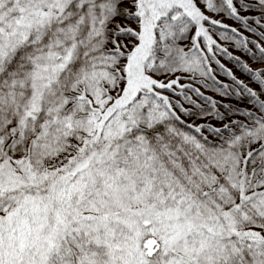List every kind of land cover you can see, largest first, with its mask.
Returning <instances> with one entry per match:
<instances>
[{
  "label": "snow or ice",
  "instance_id": "1",
  "mask_svg": "<svg viewBox=\"0 0 264 264\" xmlns=\"http://www.w3.org/2000/svg\"><path fill=\"white\" fill-rule=\"evenodd\" d=\"M0 264H264V0H0Z\"/></svg>",
  "mask_w": 264,
  "mask_h": 264
},
{
  "label": "rangeland",
  "instance_id": "2",
  "mask_svg": "<svg viewBox=\"0 0 264 264\" xmlns=\"http://www.w3.org/2000/svg\"><path fill=\"white\" fill-rule=\"evenodd\" d=\"M230 22H231V21H229V23H230ZM237 55H239V53H237ZM244 59L247 60L248 58L245 57ZM225 63H227V61H225ZM249 63H251V61H249ZM228 66H229L230 68L232 67L231 64H229ZM252 66H253L254 68H255V67H258V65H256V64H253ZM237 75H238V76H241V74H240L239 72H237ZM241 78H242V79H247L245 76H241Z\"/></svg>",
  "mask_w": 264,
  "mask_h": 264
}]
</instances>
